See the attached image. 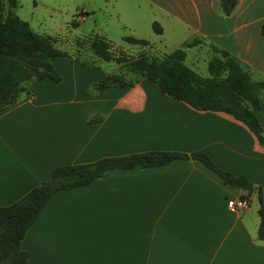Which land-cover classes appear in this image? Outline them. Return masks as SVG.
<instances>
[{
    "label": "crops",
    "instance_id": "1",
    "mask_svg": "<svg viewBox=\"0 0 264 264\" xmlns=\"http://www.w3.org/2000/svg\"><path fill=\"white\" fill-rule=\"evenodd\" d=\"M124 7L129 27L144 16L163 36L166 23L148 11L169 21L175 43L165 50L197 37L264 80V0H238L230 15L219 0H138ZM77 16L87 19L88 12ZM96 35L111 42L102 24ZM132 35L124 38L142 39ZM52 63L60 82L35 80L29 94L0 111V206L49 179L56 166L155 150L204 151L219 168L247 177L253 189L226 184L192 158L111 170L51 195L20 243L29 264H264L257 189L264 196V145L243 122L193 108L147 78L92 92L94 82L114 72L111 63L92 66L75 55ZM251 110L264 129V91ZM242 195L249 207L232 211L227 201Z\"/></svg>",
    "mask_w": 264,
    "mask_h": 264
},
{
    "label": "trees",
    "instance_id": "2",
    "mask_svg": "<svg viewBox=\"0 0 264 264\" xmlns=\"http://www.w3.org/2000/svg\"><path fill=\"white\" fill-rule=\"evenodd\" d=\"M237 2L238 0H219V7L224 14L230 15ZM17 5L18 0H0V100L13 92L22 79V65L31 63L27 59L30 57V50L37 49L44 58V62L37 64L43 66L44 73L35 80L47 78L53 82H60L62 77L52 62L58 56H69L67 52L55 48L51 37L35 32L27 21L19 18L14 12ZM72 24L76 26L78 22ZM152 27L156 33H161V27L157 23H153ZM261 33L264 36V22L261 25ZM124 40L149 46L148 40L145 39L126 37ZM201 42L199 38L193 37L161 56L138 57L129 61L125 69L127 74L134 76L133 79H126L123 73H110L94 82L90 90L98 92L111 86L133 85L141 78H147L162 92L188 103L193 108L231 115L243 122L260 144L264 145V129L251 110L260 107L264 80L253 79L250 69L244 63L228 51L214 45H211V48L216 54L207 64L209 75L201 76L184 62L187 49ZM89 46L96 57L103 60L111 59V43L105 37L90 36ZM117 62L124 60L117 58ZM16 101L0 106V111ZM188 158L200 161L206 168L219 175L226 184L247 192L253 189V184L247 177L237 176L219 168L204 151L188 154L155 150L107 156L87 163L59 165L55 167L49 179L40 182L17 201L0 206V262L9 260L12 264H29V255L21 248V240L53 193L88 185L111 170L159 166ZM257 189L260 205L258 235L264 238V196L261 188ZM241 197L246 198L245 195Z\"/></svg>",
    "mask_w": 264,
    "mask_h": 264
},
{
    "label": "rangeland",
    "instance_id": "3",
    "mask_svg": "<svg viewBox=\"0 0 264 264\" xmlns=\"http://www.w3.org/2000/svg\"><path fill=\"white\" fill-rule=\"evenodd\" d=\"M130 2L134 4L138 0H18L14 12L19 18L27 21L35 32L51 37L52 42L65 49L69 56L75 55L83 63L92 66L100 63L108 67V64L111 63L116 67L113 73H123L126 79H133L134 76L127 74L128 72L125 70L129 61L141 56H161L170 51L165 50L164 46L174 45L175 42L173 39H169L172 25L156 12L148 11L150 17H156L159 22L162 19V23H166V32L163 36L153 30V21H146L144 16L138 22L132 23L133 27L126 25L122 21L125 14L124 5ZM99 6L104 11H99ZM106 7L121 11V17L118 18L111 14L110 11L105 10ZM80 11L88 12L87 19L77 18ZM75 21L78 22L76 26L72 24ZM96 24H102L109 34L111 40V59L109 60L96 57L90 49V36L96 35ZM133 33L148 40L149 46L123 40L125 36H133ZM187 52L188 57L185 58V64L201 76H208L207 64L215 54L210 45L201 42L188 48ZM29 53L30 57L27 59L31 63L22 65V79L13 92L0 100V106L24 97L29 90L30 83L43 75V66L37 64L41 61L44 62V58L40 56L37 49L30 50ZM117 58H121L125 63L117 62ZM19 88H23V90H19ZM255 205L256 202L253 203V206Z\"/></svg>",
    "mask_w": 264,
    "mask_h": 264
},
{
    "label": "built area",
    "instance_id": "4",
    "mask_svg": "<svg viewBox=\"0 0 264 264\" xmlns=\"http://www.w3.org/2000/svg\"><path fill=\"white\" fill-rule=\"evenodd\" d=\"M227 205L232 211H243L249 207V201L247 198L239 197V198L229 199L227 201Z\"/></svg>",
    "mask_w": 264,
    "mask_h": 264
}]
</instances>
